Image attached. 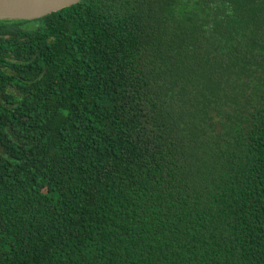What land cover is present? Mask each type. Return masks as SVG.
<instances>
[{"label":"trees","instance_id":"16d2710c","mask_svg":"<svg viewBox=\"0 0 264 264\" xmlns=\"http://www.w3.org/2000/svg\"><path fill=\"white\" fill-rule=\"evenodd\" d=\"M0 264H264V0L0 21Z\"/></svg>","mask_w":264,"mask_h":264},{"label":"water","instance_id":"95a60500","mask_svg":"<svg viewBox=\"0 0 264 264\" xmlns=\"http://www.w3.org/2000/svg\"><path fill=\"white\" fill-rule=\"evenodd\" d=\"M83 0H0V21H33Z\"/></svg>","mask_w":264,"mask_h":264}]
</instances>
